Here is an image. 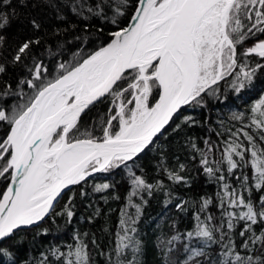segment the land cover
Here are the masks:
<instances>
[{
    "label": "snow or ice",
    "instance_id": "1",
    "mask_svg": "<svg viewBox=\"0 0 264 264\" xmlns=\"http://www.w3.org/2000/svg\"><path fill=\"white\" fill-rule=\"evenodd\" d=\"M46 2L59 13L60 7L53 0ZM16 4L27 6V0H0V48L6 44L3 32L16 15ZM129 9L128 23L121 26L120 18L127 16ZM71 11L84 20L98 18L114 25L116 30L108 33L112 39L75 62H59L52 77L44 62L33 54L41 39L26 38L17 45L11 62L24 64L32 59L30 78L17 84L18 88L26 85L32 92H18L6 81L0 84V124L7 126L0 135V178L10 181L0 193V264L5 257L13 261L4 243L18 230L37 225L53 213L65 189L81 185L94 173H109L122 165L127 168L129 161H135L164 135L183 108L203 106L205 97L215 95L221 81L231 77L228 82L238 93L252 83L258 71H264V0H75ZM30 23L35 31L40 30L41 24L35 19ZM253 37L252 46L238 47ZM253 55L259 61L250 67L243 57ZM6 71V65L0 63V74ZM17 96L20 99L12 102ZM105 101L112 114L103 123L102 138L96 139L83 128L82 117ZM251 113L247 123H243L242 114L234 117L242 122L232 133L239 142L228 144L223 155L229 173L250 166L255 173V189L264 191V96ZM183 122L190 126L195 123L191 117ZM179 128L177 124L174 130ZM253 129L254 133L249 131ZM201 163L210 176L226 179L215 175L221 169L207 166L206 156ZM129 172L136 189L131 195L151 189L152 185L131 169ZM170 178L184 179L176 174ZM248 179L243 175L241 187L245 190ZM109 187L103 183L95 190ZM225 200L227 206L221 215L227 218V228L232 230L234 221L245 222L239 232L241 237L248 234L239 245L244 254L237 251L230 231H223V220L220 225L209 226L212 216H205V220L197 216L198 223L187 237L197 239L200 247L185 245V258L169 260V264H264V196L257 206L251 197L245 199L235 189L229 192L225 185L221 205ZM209 203L204 200L201 211ZM131 206L140 213L139 206ZM237 208L246 210H229ZM55 214L71 221V198L63 213ZM129 221L135 223L130 216L120 221L124 234L119 235L115 248L116 264H122L119 257L126 249L140 251L139 241L127 234L135 231ZM256 225L259 232L253 227ZM74 240L75 245L69 246L60 264H92L87 245L79 236ZM213 244L220 245L215 259L208 251ZM53 255H58V250H53Z\"/></svg>",
    "mask_w": 264,
    "mask_h": 264
},
{
    "label": "trees",
    "instance_id": "2",
    "mask_svg": "<svg viewBox=\"0 0 264 264\" xmlns=\"http://www.w3.org/2000/svg\"><path fill=\"white\" fill-rule=\"evenodd\" d=\"M88 2L92 3V0ZM53 3L60 7L59 13L46 0H27V6L15 5L16 15L11 25L3 32L6 44L0 48V63L6 65L7 71L0 74V84L6 81L18 92H32L26 85L17 87L20 80L30 78L28 68L33 66L32 59L25 60L24 64L11 62L17 45L26 38L41 39V44L33 48V54L37 60L44 62L52 77L57 74L55 68L59 62H75L79 56L93 53L112 39L108 33L116 30L115 26L98 18L84 20L76 16L71 11L75 0H53ZM131 12L129 9L127 16L120 18L121 26L128 23ZM59 16L65 18L60 19ZM33 19L41 24L38 32L31 26ZM101 28L103 31H100ZM254 40L255 37L248 39L243 46L238 47L241 50L250 47ZM243 60L251 67L255 66L259 57L253 55L243 57ZM231 79L228 77L221 81L217 86L218 92L205 97L203 106L185 107L178 114V118H174V123L167 128L164 135L135 161H129L127 168L122 165L109 173L93 174L81 185H76L64 193L55 204V211L50 213L45 221L18 230L12 239L4 243V247L11 252L13 261L18 264H41V261H44V264H60L64 258L63 254L69 251V246L75 245L74 237L79 236L87 245L92 264H116L115 248L119 235L124 234L120 221L129 216L135 219L134 224L129 221V227L135 231L130 230L127 234L133 241H139L140 251L126 249L125 254L119 257L122 264H128L129 261L133 264H169V260L182 261L187 255L184 252L185 245L200 247L197 239L189 240L187 237V233L193 231L198 223L197 216L201 220H205V216H212L214 219L209 226L220 225L223 220V231H230L237 251L244 254L239 245L248 234L241 237L239 232L245 222L234 221V228H227V218L221 215L223 207L227 206V200L221 205V197L224 196L227 185L229 192L235 189L243 194L245 199L251 197L253 203L258 206L264 191L255 189V173L250 166L238 167L229 173L223 153L228 144L239 142L232 133L242 126V122L234 117L242 114L243 123H247L252 115L251 108L264 96V71H258L252 83L238 93L231 88L228 82ZM19 99L18 96L11 98L12 102ZM109 108L108 101H105L97 104L82 117L83 128L96 139L103 136V123L112 114ZM187 117H191L195 123L191 126L184 123ZM177 124L180 128L174 130ZM6 127L0 124V135L6 131ZM249 131L254 133L255 130ZM240 140H243L242 136ZM205 141L208 142L207 145ZM205 156L209 162L207 166L214 170L221 169L215 175H223L225 180H217L215 176H210L204 171L205 165L201 161ZM234 159L239 160V157ZM129 169L152 185L151 189L137 190L136 196L131 195L136 189L132 184ZM170 174L179 175L184 179L173 180ZM242 174L249 177L246 182L247 190L241 187ZM9 182L0 178V193ZM103 183H108L110 187L96 191V187ZM70 198L74 212L71 221L63 214H55L63 213ZM204 200L210 203L201 211ZM132 204L139 206V214ZM253 227L259 232V225ZM216 236L219 237L220 232H217ZM173 237L178 239L173 240ZM225 239L227 240V237ZM53 250H58V255H53ZM219 250V244H213L208 249L213 259ZM199 259L203 261L204 258ZM13 261L5 257L3 264H13Z\"/></svg>",
    "mask_w": 264,
    "mask_h": 264
},
{
    "label": "water",
    "instance_id": "3",
    "mask_svg": "<svg viewBox=\"0 0 264 264\" xmlns=\"http://www.w3.org/2000/svg\"><path fill=\"white\" fill-rule=\"evenodd\" d=\"M97 104H99V103H97ZM97 104H96V105H97ZM186 107H187V106H186ZM183 109H184V108H183ZM183 109H182V110H183ZM182 110H181V111H182ZM178 114H179V113H178ZM178 114H177V115H178ZM83 116H84V115H83ZM94 174H95V173H94ZM88 178H89V177H88ZM9 185H10V182H9ZM75 186H76V185H75ZM70 187L73 188L74 186H70ZM67 191H68V189H65V190H64V193H66ZM64 193H63V194H64ZM63 194H62V195H63ZM59 199H60V198H58V200H59ZM55 204H56V203H55ZM47 217H48V216H47ZM47 217H45V219H44L43 221H45ZM41 222H42V221H41ZM41 222H39V224H40ZM37 225H38V224H37ZM33 226H36V225H33ZM33 226H30V227H33ZM30 227H28V228H30ZM24 229H25V228H24Z\"/></svg>",
    "mask_w": 264,
    "mask_h": 264
},
{
    "label": "rangeland",
    "instance_id": "4",
    "mask_svg": "<svg viewBox=\"0 0 264 264\" xmlns=\"http://www.w3.org/2000/svg\"><path fill=\"white\" fill-rule=\"evenodd\" d=\"M129 107H131V106H129Z\"/></svg>",
    "mask_w": 264,
    "mask_h": 264
}]
</instances>
